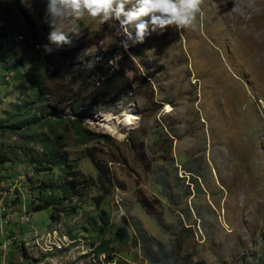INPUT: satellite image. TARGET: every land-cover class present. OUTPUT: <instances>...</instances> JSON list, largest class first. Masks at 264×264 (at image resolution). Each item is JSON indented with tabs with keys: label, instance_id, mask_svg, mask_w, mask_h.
<instances>
[{
	"label": "rangeland",
	"instance_id": "1",
	"mask_svg": "<svg viewBox=\"0 0 264 264\" xmlns=\"http://www.w3.org/2000/svg\"><path fill=\"white\" fill-rule=\"evenodd\" d=\"M47 2L0 0L3 264H264V0H200L191 26L127 51L113 22L87 16L58 20L69 43H50ZM71 61L74 79L53 74ZM81 67L93 68L87 86ZM100 71L130 88L92 103ZM70 95L83 97L80 115L62 118ZM57 136L84 185L63 202L76 212L55 220L31 207L41 183L63 181L64 168L40 161Z\"/></svg>",
	"mask_w": 264,
	"mask_h": 264
},
{
	"label": "clouds",
	"instance_id": "2",
	"mask_svg": "<svg viewBox=\"0 0 264 264\" xmlns=\"http://www.w3.org/2000/svg\"><path fill=\"white\" fill-rule=\"evenodd\" d=\"M20 2L30 6V0ZM46 9L52 26L47 36L50 43H69L66 31L56 25L58 20L87 16L113 22L112 28L122 37L120 46L127 51L129 42L132 46L143 43L152 33L191 26L200 12V0H48ZM69 31L78 34L80 29L71 26ZM43 47L45 52L51 51L48 44Z\"/></svg>",
	"mask_w": 264,
	"mask_h": 264
},
{
	"label": "trees",
	"instance_id": "3",
	"mask_svg": "<svg viewBox=\"0 0 264 264\" xmlns=\"http://www.w3.org/2000/svg\"><path fill=\"white\" fill-rule=\"evenodd\" d=\"M73 64H75L74 61H71L69 63V66L66 65L60 68L59 66H57V68L54 67L52 69L53 74L61 79H66L67 75L70 78V80L74 79L73 76L70 74L72 71L71 69ZM53 65L55 66V64ZM76 70L77 71L79 70L80 75L84 74L86 76V80H87L86 86H87V84L92 81L90 80L91 79L90 77H93L91 73L93 68L81 67ZM88 73L90 75L87 76ZM41 79H42L41 76L34 78L35 86H36L35 89L37 88L38 98H40L41 96V89H42ZM80 84H81V80L78 81L77 87H79ZM91 86H92L91 88L87 87L90 90L89 97L90 99L93 100L92 103L98 105L101 104L100 102H102L103 99L109 98L114 93L116 88H123V89L127 87L130 88V83L125 81L124 76L122 75L121 72L112 73L109 71H100L97 74L95 83H93ZM70 97H71V101L69 103L72 104L69 106V108L71 110V113L66 115L65 117L60 115L62 116V118H72L73 116H77L78 114L80 115L79 110H81V106L83 104V97L75 98L76 96L74 97L72 95H70ZM49 114L53 115L55 113L52 112ZM33 118H36L34 119L35 121L39 120L37 119V117H33ZM75 121L77 123H80V121L83 120L76 117ZM77 132L80 134L79 140L82 142H85L86 140L91 138V136H89V134H87L86 132L83 131H77ZM65 147H66V142L64 141V139H60L57 136L53 141L51 140L50 147L47 148V150L45 151L44 157L40 159V161L42 162L50 163L51 165H56L64 168L65 173H64L63 181L59 184H53L48 182L41 183L42 185H39L38 187L39 190V196L37 197L38 202L33 207H31V210L33 212L47 208H52L51 218H55V220L58 219V217H56V215L54 214L61 215L64 212L67 214L76 212V208L74 204L64 205L63 202L67 199H72L76 194L83 193L82 189L84 184L83 183L81 184L83 179L80 175V172L75 171L73 169V165L70 161L68 152L66 151ZM107 178L108 177L106 176L101 177V180L98 183L99 187H101L102 185L104 186L108 183ZM56 187L58 188V190H56L57 189ZM54 211L56 213H54ZM102 222L105 226L108 225V220L105 219L104 217H102ZM128 226L129 224L125 219L122 224L117 226L115 232L117 239L126 240L130 237ZM96 249H97V253L106 255L105 258H108L107 260L113 258L110 257L109 254L106 252V247L104 243L100 242V244L96 246ZM149 257L153 258L152 256ZM153 259L155 260L156 258Z\"/></svg>",
	"mask_w": 264,
	"mask_h": 264
},
{
	"label": "bare ground",
	"instance_id": "4",
	"mask_svg": "<svg viewBox=\"0 0 264 264\" xmlns=\"http://www.w3.org/2000/svg\"><path fill=\"white\" fill-rule=\"evenodd\" d=\"M104 117H105V119L104 120H106L107 121V124L109 125V126H107V127H109V129H111L112 127H115V126H113V125H111V123H112V121H111V115H109V114H105L104 115ZM136 118V116H135V114H131V113H129L128 115H127V118H126V122H129V123H132V119H135ZM102 120V119H101ZM116 120V119H115ZM115 122V121H114ZM128 123V124H129ZM107 129V128H106ZM120 139V138H119Z\"/></svg>",
	"mask_w": 264,
	"mask_h": 264
},
{
	"label": "crops",
	"instance_id": "5",
	"mask_svg": "<svg viewBox=\"0 0 264 264\" xmlns=\"http://www.w3.org/2000/svg\"><path fill=\"white\" fill-rule=\"evenodd\" d=\"M9 193V192H8ZM9 196V195H7ZM6 231L8 232V230H5V227L3 228V232ZM7 235H3V237H6ZM9 236V235H8ZM7 236V237H8ZM7 249V250H6ZM6 251V253H4ZM0 252H3L4 255H2V260L0 261V264H3L5 261H7L6 259L9 260V249L6 248V245H4V243L2 245H0Z\"/></svg>",
	"mask_w": 264,
	"mask_h": 264
}]
</instances>
